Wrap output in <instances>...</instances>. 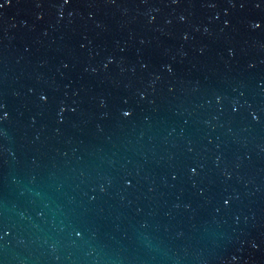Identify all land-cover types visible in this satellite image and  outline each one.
<instances>
[{"label":"water","instance_id":"1","mask_svg":"<svg viewBox=\"0 0 264 264\" xmlns=\"http://www.w3.org/2000/svg\"><path fill=\"white\" fill-rule=\"evenodd\" d=\"M0 264H264V0H0Z\"/></svg>","mask_w":264,"mask_h":264}]
</instances>
